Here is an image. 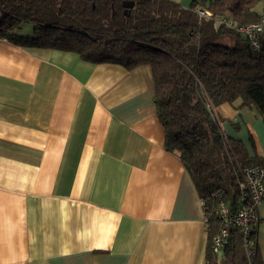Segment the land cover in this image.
<instances>
[{
	"label": "crops",
	"instance_id": "obj_1",
	"mask_svg": "<svg viewBox=\"0 0 264 264\" xmlns=\"http://www.w3.org/2000/svg\"><path fill=\"white\" fill-rule=\"evenodd\" d=\"M154 92L149 65L0 37V264L205 263L203 201L165 148ZM216 110L227 136L264 155L256 107ZM258 212L264 264V201Z\"/></svg>",
	"mask_w": 264,
	"mask_h": 264
},
{
	"label": "trees",
	"instance_id": "obj_2",
	"mask_svg": "<svg viewBox=\"0 0 264 264\" xmlns=\"http://www.w3.org/2000/svg\"><path fill=\"white\" fill-rule=\"evenodd\" d=\"M0 0V37L23 46L79 54L89 62L135 69L149 65L154 103L165 129V148L178 152L203 201L208 231L205 264H248L242 229L235 222L219 252L220 204L235 216L240 208L241 171L264 164L241 140L229 137L217 107H256L264 116V30L256 45L216 20L257 23L264 0ZM197 9L212 16L200 18ZM34 25L33 34L23 32ZM257 226L251 237L258 251ZM258 255V254H257ZM258 264H261L258 258Z\"/></svg>",
	"mask_w": 264,
	"mask_h": 264
},
{
	"label": "built area",
	"instance_id": "obj_3",
	"mask_svg": "<svg viewBox=\"0 0 264 264\" xmlns=\"http://www.w3.org/2000/svg\"><path fill=\"white\" fill-rule=\"evenodd\" d=\"M197 13L200 18L208 19L212 16L208 9H197ZM215 18L219 23L237 29L253 40L256 45L255 34L264 30V3L261 10V19L257 23L237 24L231 17L226 15H218ZM239 187L240 208L235 216L231 215L228 204L224 202L220 204L222 228L214 238V250L216 252L220 251L229 235L231 223L235 222L242 229L248 264H258L257 245L255 239L251 237V232L253 227L259 224L258 207L264 201V164H254L243 168Z\"/></svg>",
	"mask_w": 264,
	"mask_h": 264
},
{
	"label": "water",
	"instance_id": "obj_4",
	"mask_svg": "<svg viewBox=\"0 0 264 264\" xmlns=\"http://www.w3.org/2000/svg\"><path fill=\"white\" fill-rule=\"evenodd\" d=\"M134 3V1L127 0L123 2V5L125 6V8H131L134 6Z\"/></svg>",
	"mask_w": 264,
	"mask_h": 264
},
{
	"label": "rangeland",
	"instance_id": "obj_5",
	"mask_svg": "<svg viewBox=\"0 0 264 264\" xmlns=\"http://www.w3.org/2000/svg\"><path fill=\"white\" fill-rule=\"evenodd\" d=\"M31 29V30H33L34 29V25H32V24H26V25H24V27H23V32H25L26 31V29Z\"/></svg>",
	"mask_w": 264,
	"mask_h": 264
}]
</instances>
